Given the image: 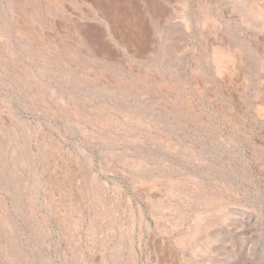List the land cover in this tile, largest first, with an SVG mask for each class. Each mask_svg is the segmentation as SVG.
I'll use <instances>...</instances> for the list:
<instances>
[{"label": "rangeland", "instance_id": "1", "mask_svg": "<svg viewBox=\"0 0 264 264\" xmlns=\"http://www.w3.org/2000/svg\"><path fill=\"white\" fill-rule=\"evenodd\" d=\"M0 264H264V0H0Z\"/></svg>", "mask_w": 264, "mask_h": 264}, {"label": "bare ground", "instance_id": "2", "mask_svg": "<svg viewBox=\"0 0 264 264\" xmlns=\"http://www.w3.org/2000/svg\"><path fill=\"white\" fill-rule=\"evenodd\" d=\"M73 114V113H72Z\"/></svg>", "mask_w": 264, "mask_h": 264}]
</instances>
